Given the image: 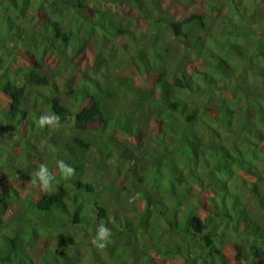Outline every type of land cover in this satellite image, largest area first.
I'll return each instance as SVG.
<instances>
[{"label": "trees", "instance_id": "16d2710c", "mask_svg": "<svg viewBox=\"0 0 264 264\" xmlns=\"http://www.w3.org/2000/svg\"><path fill=\"white\" fill-rule=\"evenodd\" d=\"M222 1L231 7L213 21L196 12L172 17L161 0H0V264H77L63 249L82 244L91 245L92 264H229L228 235L235 262L264 264V229L248 202L264 213V194L235 187L240 170L264 178V128L250 127L248 88L236 81V57L249 71L254 58L264 61V34L249 23L259 20L261 0L207 5ZM192 61L200 69L188 71ZM124 68L154 74L150 87ZM47 113L59 122L40 129ZM155 115L164 132L147 135L136 153L125 138ZM201 124L211 138L197 131ZM44 155L52 160L41 162ZM57 160L74 168L70 179ZM42 163L55 177L50 189L24 196L23 184L3 186L8 171L30 179ZM92 169L126 179L121 209L104 197L119 193L115 182L100 187ZM134 198L143 209L129 207ZM101 223L111 229L103 249L92 243ZM43 230L58 233L57 245L35 257Z\"/></svg>", "mask_w": 264, "mask_h": 264}, {"label": "rangeland", "instance_id": "374dc122", "mask_svg": "<svg viewBox=\"0 0 264 264\" xmlns=\"http://www.w3.org/2000/svg\"><path fill=\"white\" fill-rule=\"evenodd\" d=\"M208 0H183V1H178V0H161L162 3V8L163 10L170 16L176 17L177 19H182L184 17H187L191 13H200L203 15H206L207 18L212 19L214 21V17H216L219 14L227 13L229 11V4L227 2H223L218 8L216 9H210L207 5ZM111 9H113L112 6H109ZM119 13L121 16L126 17L128 12L127 9H120ZM255 16L259 19L258 21L255 19L253 22L249 21L250 25L256 29L258 34H264V0H261L258 9L255 10ZM261 22L263 25L262 26H257ZM132 27H134L133 24H131ZM256 26L258 28H256ZM144 27V26H143ZM264 39V38H263ZM262 50L264 51V41L262 44ZM134 51V49H133ZM131 53H134L131 51ZM120 55V53H118ZM87 57L90 56V54H86ZM236 70H237V76H236V81H238L241 85L246 86L248 88V96H250V99L245 101L244 103L246 104L247 107V117L252 120L251 126L250 127H262L264 128V122L261 120L262 114H264V96L256 95V92H260L263 89V81L264 78L260 76V69L258 66L262 65L264 67V61L263 60H258L257 58H254V63L256 65L253 66L252 70L249 71L247 66H244V63L242 60H239L238 57H236ZM85 59L83 63L85 64ZM53 64V63H51ZM196 62H191L189 66L187 67L188 71L192 72L195 69L199 68L196 67ZM125 69V73L129 77H133L135 81H137L138 84H141L143 86L150 87L152 80L154 79V74H140L132 68V69ZM200 69V68H199ZM238 94V91H234V95ZM123 105V113L128 111L131 112L130 109L126 108V102L127 101H121ZM243 105V104H242ZM143 109L135 110L133 112L134 118L137 119V117H143L141 116V112ZM139 121V120H136ZM144 121V120H143ZM161 119L158 115H155V117L150 118L149 121L144 125L145 129L143 130V133L141 134H133L129 135L125 140H127L136 151V153L139 152L138 147L142 146L144 141L147 138V135L155 136L160 134L161 132H164V127L161 125ZM141 126L142 123H140ZM255 124V126H254ZM140 126V125H139ZM143 126V127H144ZM197 131H199L204 139H208L209 137L211 138L213 135V131L207 128L205 125L201 124L196 127ZM146 135V137L144 136ZM120 139H123V136L120 135ZM165 137H168L165 135ZM129 145V146H130ZM46 149L49 151V148L46 146ZM148 154L146 157L144 154L141 155L142 160L145 162L148 160V157L152 156L150 153V149L147 148L145 149ZM43 160L41 162H45L52 160L51 156L49 155H44ZM112 159V158H111ZM39 160V159H38ZM37 161V159H36ZM107 163L112 164L114 161H111L110 159H107ZM90 175L92 174L93 180L102 188H105L111 180L115 182V187L119 189V193L116 194H107L105 193L104 197H109V208L110 209H121V206L125 204V200L127 199V194H124V190H121L125 185H126V179L120 174L119 176H113L109 171L104 169H92L90 170ZM243 178L238 177L237 182L240 181V184L235 185L236 189L239 190L240 192L243 191L244 193L249 192V189L255 185V187L260 191L261 193L264 194V178L260 175H254L250 172L240 170L239 172ZM8 175V180L3 183V186H7L9 184L13 185H24V189L22 191V194L24 196L30 195V190H44L38 186H33L28 181L30 179H23L24 177L20 173H12L11 171L7 172ZM235 184V183H234ZM250 186V187H249ZM106 192V191H105ZM132 192H128V196L132 197ZM249 202V208L251 209V212L254 216V219L257 221V223L264 229V213L261 211H258L255 207V205L251 202ZM200 205H198V208L200 209V212L204 216V218L207 217L208 215V205L207 202L205 201V198L200 197ZM133 205L136 206L138 209H143L144 207V200L142 198H134L129 201V207H132ZM14 212L17 211L18 207H14ZM228 231V230H227ZM58 234V233H57ZM56 232L50 231V230H43L39 232V238L38 240L34 243L33 248L31 249L32 255L33 256H38L41 252H43V249L46 248L48 251L53 250L56 245H57V237L58 235ZM227 242H225L224 247H223V252L226 255L227 261L229 264H249L247 260L242 259V262H235V250H234V240L233 238L228 235L226 238ZM239 244H243V241L240 240L238 242ZM64 252H66L71 259L76 262L77 264H92V259L94 257L91 245H80L76 248H64ZM98 261H100L104 256L99 252L97 253V256H95ZM126 264H133V259H129Z\"/></svg>", "mask_w": 264, "mask_h": 264}, {"label": "clouds", "instance_id": "9594fccd", "mask_svg": "<svg viewBox=\"0 0 264 264\" xmlns=\"http://www.w3.org/2000/svg\"><path fill=\"white\" fill-rule=\"evenodd\" d=\"M59 119V116L54 113L41 114L36 123L40 129H43L46 126L51 128L58 124ZM56 164L61 171L63 179L68 180L74 175L75 170L71 165L64 163L62 160H57ZM54 182L55 177L51 174L49 167L43 163L39 165L28 181L31 185L38 186L44 190L50 189ZM110 238L111 229L101 223L96 228L92 243L95 247L103 249L108 243H110Z\"/></svg>", "mask_w": 264, "mask_h": 264}]
</instances>
